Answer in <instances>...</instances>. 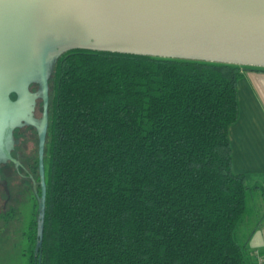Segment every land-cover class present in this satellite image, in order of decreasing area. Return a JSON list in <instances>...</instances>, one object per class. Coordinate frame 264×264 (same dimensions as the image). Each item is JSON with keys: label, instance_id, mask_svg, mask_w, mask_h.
Instances as JSON below:
<instances>
[{"label": "trees", "instance_id": "obj_1", "mask_svg": "<svg viewBox=\"0 0 264 264\" xmlns=\"http://www.w3.org/2000/svg\"><path fill=\"white\" fill-rule=\"evenodd\" d=\"M232 64L73 49L48 80L27 264H253ZM264 69V68H262ZM264 198V189H260Z\"/></svg>", "mask_w": 264, "mask_h": 264}, {"label": "water", "instance_id": "obj_2", "mask_svg": "<svg viewBox=\"0 0 264 264\" xmlns=\"http://www.w3.org/2000/svg\"><path fill=\"white\" fill-rule=\"evenodd\" d=\"M17 41L28 59L22 72L37 82L42 99V208L47 81L57 57L86 49L264 68V0H30Z\"/></svg>", "mask_w": 264, "mask_h": 264}, {"label": "flooded vegetation", "instance_id": "obj_3", "mask_svg": "<svg viewBox=\"0 0 264 264\" xmlns=\"http://www.w3.org/2000/svg\"><path fill=\"white\" fill-rule=\"evenodd\" d=\"M29 4L30 0H0V210L5 211L9 220L13 182L10 179L16 176L26 183L35 201V217L39 222L37 128L43 107L39 90L35 89L37 82L22 72L28 59L22 55L17 41V29ZM48 91L49 86L46 114Z\"/></svg>", "mask_w": 264, "mask_h": 264}, {"label": "crops", "instance_id": "obj_4", "mask_svg": "<svg viewBox=\"0 0 264 264\" xmlns=\"http://www.w3.org/2000/svg\"><path fill=\"white\" fill-rule=\"evenodd\" d=\"M237 95L239 114L229 130L232 170L244 174L254 189L252 207L239 227L252 254L264 250V69L247 68L237 83Z\"/></svg>", "mask_w": 264, "mask_h": 264}, {"label": "rangeland", "instance_id": "obj_5", "mask_svg": "<svg viewBox=\"0 0 264 264\" xmlns=\"http://www.w3.org/2000/svg\"><path fill=\"white\" fill-rule=\"evenodd\" d=\"M35 89L38 91V86ZM10 180H13L10 183V219L5 218L4 210H0V216L3 217H0V264H27L26 257L33 236L30 227L31 225L32 228L34 227V222L38 226L35 201L30 197L26 189L28 187L23 180L16 176ZM251 197L253 193L248 198V207H252L253 204ZM258 197L259 195L256 194V198ZM239 240H242L240 235Z\"/></svg>", "mask_w": 264, "mask_h": 264}, {"label": "built area", "instance_id": "obj_6", "mask_svg": "<svg viewBox=\"0 0 264 264\" xmlns=\"http://www.w3.org/2000/svg\"><path fill=\"white\" fill-rule=\"evenodd\" d=\"M253 264H264V250L252 253Z\"/></svg>", "mask_w": 264, "mask_h": 264}]
</instances>
